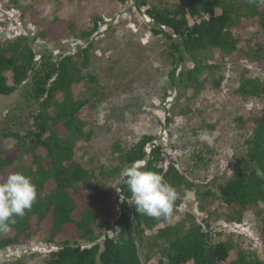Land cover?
<instances>
[{
    "label": "trees",
    "instance_id": "obj_1",
    "mask_svg": "<svg viewBox=\"0 0 264 264\" xmlns=\"http://www.w3.org/2000/svg\"><path fill=\"white\" fill-rule=\"evenodd\" d=\"M143 13L153 24L152 33L164 40L168 78L178 93L200 90L205 83L219 88L223 63H210L204 57L212 51L244 52L251 62L264 61V5L259 0L256 4L247 0H180L146 7ZM71 29L69 21L52 17L37 29L35 37L58 42ZM247 31L251 33L245 36ZM87 50L81 49L75 61L64 53L44 52L35 65L27 36L0 39V96L20 90L19 104L24 107L23 126L18 123L20 129H12L8 120L0 136L20 146L29 163L30 172L25 176L31 178L37 194L42 193L31 211L23 218L15 217L8 233H0V251L26 245L38 230L57 245L41 255L39 264H264L251 249L215 240L218 233L208 230L205 219L198 222L189 212L175 224L139 215L135 205L129 204L131 193L120 177L125 165L138 162L141 170L162 175L176 189L174 208L191 193L201 201L199 208L208 212L217 203L227 211L225 221L234 224L242 222L245 212L264 208V179L255 171L256 167L264 171V75L255 78L242 72L232 91L239 105L253 103L258 108L248 115L236 110L229 119L225 139L234 159L230 176L221 184L186 178L172 161L165 160L153 136L142 133L128 146L111 145L109 156L114 166L99 169V174L119 175L118 193L113 201H104L93 172L73 156L77 144L88 139L86 126L92 118L87 101L75 94L83 79ZM248 122L253 127L246 135ZM10 167L8 154L0 151V183L13 173ZM99 218L103 236L97 242L93 226ZM117 227L121 232L114 235ZM256 229L264 236V219ZM24 259L26 256H20L0 264H22Z\"/></svg>",
    "mask_w": 264,
    "mask_h": 264
},
{
    "label": "rangeland",
    "instance_id": "obj_2",
    "mask_svg": "<svg viewBox=\"0 0 264 264\" xmlns=\"http://www.w3.org/2000/svg\"><path fill=\"white\" fill-rule=\"evenodd\" d=\"M179 1L0 0V39L16 34L27 36L35 65L44 52L64 53L75 61L78 52L88 48L83 79L75 87V94L87 101L92 118L86 126L88 139L77 144L73 156L93 172L104 201H113L118 193L119 175L99 174V169L105 171L114 166L109 156L111 145L128 146L142 133L153 136L165 160L172 161L186 178L199 183L213 181L218 186L230 176L234 159L225 139L231 115L236 110L248 115L258 108L253 103L239 105L232 94L240 73L255 78L264 75V61L251 62L249 54L244 52L212 51L204 55L210 63H223L218 89L208 83L200 90L179 93L172 88L164 40L152 33L153 24L143 11L152 5ZM52 17L69 21L71 31L58 42L36 38L37 29ZM188 23L192 20L188 19ZM6 77L10 84L9 74ZM19 93L17 90L0 96V130L8 120L12 129H20L18 123L23 126L24 107L19 104ZM252 127V123H246L244 133L248 135ZM205 129L214 134L212 144L198 136ZM0 151L8 154L13 173L29 174L28 159L15 142L0 136ZM41 195L38 192L37 197ZM200 202L191 193L185 194L180 206L173 208L170 223H181L183 213L189 212L198 222L205 219L208 230L218 233L215 240H227L235 248L251 249L264 260V236L256 229L264 219L262 206L245 212L242 222L234 224L225 221L227 211L217 203L207 212L199 208ZM101 223L99 218L93 226L97 242L103 236ZM56 247L44 232L37 230L26 245L1 250L0 261L26 256L22 264H39L41 255Z\"/></svg>",
    "mask_w": 264,
    "mask_h": 264
},
{
    "label": "clouds",
    "instance_id": "obj_3",
    "mask_svg": "<svg viewBox=\"0 0 264 264\" xmlns=\"http://www.w3.org/2000/svg\"><path fill=\"white\" fill-rule=\"evenodd\" d=\"M247 2L256 4L258 0H247ZM259 4L264 5V0H259ZM198 136L202 141L213 143L214 134L206 129ZM255 171L259 178L264 179V171L258 167ZM120 177L131 193L129 204L135 205L139 215L164 220L171 218L178 193L162 175L141 170L138 162H133L122 168ZM36 199L37 189L30 177L18 172L9 174L0 183V233H8L11 225L16 223L15 217L23 218L26 211H31ZM120 232L117 227L112 233L118 235Z\"/></svg>",
    "mask_w": 264,
    "mask_h": 264
},
{
    "label": "built area",
    "instance_id": "obj_4",
    "mask_svg": "<svg viewBox=\"0 0 264 264\" xmlns=\"http://www.w3.org/2000/svg\"><path fill=\"white\" fill-rule=\"evenodd\" d=\"M189 18L187 17V20H188ZM189 24V23H188Z\"/></svg>",
    "mask_w": 264,
    "mask_h": 264
}]
</instances>
